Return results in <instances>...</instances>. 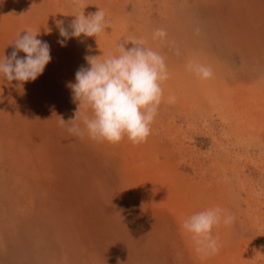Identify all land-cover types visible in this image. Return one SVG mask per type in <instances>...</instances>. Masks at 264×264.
<instances>
[{"label":"rangeland","instance_id":"rangeland-1","mask_svg":"<svg viewBox=\"0 0 264 264\" xmlns=\"http://www.w3.org/2000/svg\"><path fill=\"white\" fill-rule=\"evenodd\" d=\"M98 8L110 27L58 43L61 22ZM26 29L51 60L34 81L0 75V264H264V0H0V59ZM128 37L169 71L151 135L70 134L76 71ZM214 207L235 222L206 256L181 223Z\"/></svg>","mask_w":264,"mask_h":264},{"label":"clouds","instance_id":"clouds-1","mask_svg":"<svg viewBox=\"0 0 264 264\" xmlns=\"http://www.w3.org/2000/svg\"><path fill=\"white\" fill-rule=\"evenodd\" d=\"M71 31L59 26L64 45L71 37H97L110 21L105 12L98 8L95 13L85 16L75 15L69 25ZM39 31L26 29L12 42L14 50L0 59V75L7 81H34L43 73L50 62V45L37 38ZM167 32L158 28L153 39L167 43ZM131 44V47H127ZM26 55L19 58L17 53ZM118 54L109 53L103 59L89 55L85 59L87 67L81 66L75 73V83H70L72 98L78 102V109L70 120L67 131L83 138L85 135L96 142L118 144L125 137L133 144L147 141L151 135V125L158 114L163 99L162 84L169 79V71L164 56L146 46L141 38L128 37L117 43ZM187 69L197 76H212L211 68L189 62ZM170 96L168 103H174ZM69 122V121H68ZM60 117L59 125L67 124ZM83 124V128L81 127ZM219 207L208 208L185 218L181 223L183 232L190 235L197 253L215 255L220 250L218 238L213 237L212 229L221 223L231 226L235 222L233 214L222 216Z\"/></svg>","mask_w":264,"mask_h":264}]
</instances>
